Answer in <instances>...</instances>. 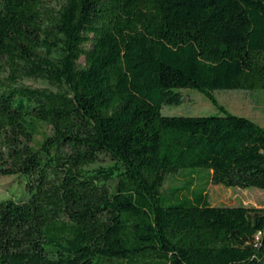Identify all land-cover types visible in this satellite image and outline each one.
I'll return each instance as SVG.
<instances>
[{"label": "trees", "instance_id": "obj_1", "mask_svg": "<svg viewBox=\"0 0 264 264\" xmlns=\"http://www.w3.org/2000/svg\"><path fill=\"white\" fill-rule=\"evenodd\" d=\"M184 89L218 113L163 115ZM219 90H264V0H0V176L27 193L0 264H264V207L209 202L264 189V126Z\"/></svg>", "mask_w": 264, "mask_h": 264}, {"label": "rangeland", "instance_id": "obj_2", "mask_svg": "<svg viewBox=\"0 0 264 264\" xmlns=\"http://www.w3.org/2000/svg\"><path fill=\"white\" fill-rule=\"evenodd\" d=\"M22 83L31 87L46 86L38 79H24ZM181 93L182 102L179 105L163 106L161 109L163 115L205 116L218 113L216 107L202 93L192 89H184ZM213 93L218 104L228 112L247 117L260 126H264V90H219ZM40 130V133L34 137L32 143L34 146L41 141L44 135L49 133L48 128L44 125ZM188 176L189 174L185 170L168 174L161 189L162 194L167 196L171 188L182 186L189 178ZM207 192L211 205L264 207V189L254 187L242 189L210 184ZM26 197L27 193L22 180L13 175L0 176V199L20 200Z\"/></svg>", "mask_w": 264, "mask_h": 264}]
</instances>
